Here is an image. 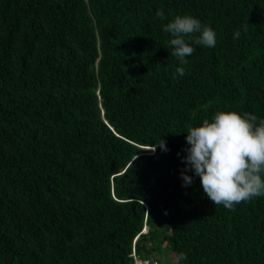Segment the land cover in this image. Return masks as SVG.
Returning <instances> with one entry per match:
<instances>
[{"label":"trees","instance_id":"16d2710c","mask_svg":"<svg viewBox=\"0 0 264 264\" xmlns=\"http://www.w3.org/2000/svg\"><path fill=\"white\" fill-rule=\"evenodd\" d=\"M184 14L216 44L179 76ZM230 110L264 118V0H0V264H264V197L182 186L186 131Z\"/></svg>","mask_w":264,"mask_h":264},{"label":"clouds","instance_id":"9594fccd","mask_svg":"<svg viewBox=\"0 0 264 264\" xmlns=\"http://www.w3.org/2000/svg\"><path fill=\"white\" fill-rule=\"evenodd\" d=\"M156 17L166 19L165 11L156 10ZM165 33L171 34V56L177 58L179 67L175 75H185L186 57L191 56L194 46L214 47L216 32L191 15H177L162 25ZM240 33L237 31L235 37ZM174 75V78H175ZM188 147L182 157L185 168L181 170L182 186H190L192 172L200 179L207 198L215 207L234 210L237 204L264 197V118L234 110L217 111L211 119H203L199 126L186 131ZM167 151L166 143L158 145ZM149 148L153 151L151 147ZM179 156L180 154L177 153ZM181 259H186L181 255Z\"/></svg>","mask_w":264,"mask_h":264},{"label":"rangeland","instance_id":"374dc122","mask_svg":"<svg viewBox=\"0 0 264 264\" xmlns=\"http://www.w3.org/2000/svg\"><path fill=\"white\" fill-rule=\"evenodd\" d=\"M149 230V227L148 226H144L143 227V231L144 232H147ZM165 249V248H164ZM168 251L167 249L165 250V252ZM159 254L158 257H159V260L161 261L162 264H173L172 261H170L171 259L168 257V254ZM174 264H177V263H174Z\"/></svg>","mask_w":264,"mask_h":264},{"label":"built area","instance_id":"2783aa9c","mask_svg":"<svg viewBox=\"0 0 264 264\" xmlns=\"http://www.w3.org/2000/svg\"><path fill=\"white\" fill-rule=\"evenodd\" d=\"M134 254V251H133ZM134 264H158L156 260L153 259H141L134 256Z\"/></svg>","mask_w":264,"mask_h":264}]
</instances>
